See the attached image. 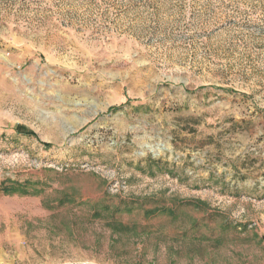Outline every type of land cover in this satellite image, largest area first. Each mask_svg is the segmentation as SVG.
Instances as JSON below:
<instances>
[{"label": "rangeland", "instance_id": "rangeland-1", "mask_svg": "<svg viewBox=\"0 0 264 264\" xmlns=\"http://www.w3.org/2000/svg\"><path fill=\"white\" fill-rule=\"evenodd\" d=\"M0 264H264V0H0Z\"/></svg>", "mask_w": 264, "mask_h": 264}, {"label": "trees", "instance_id": "trees-1", "mask_svg": "<svg viewBox=\"0 0 264 264\" xmlns=\"http://www.w3.org/2000/svg\"><path fill=\"white\" fill-rule=\"evenodd\" d=\"M19 188L18 184L16 183H10L9 185L7 184H2V190L3 192L5 193H12L14 191H16L17 189ZM125 210L127 212H130L134 209L133 205H128V204H125ZM121 209V205H118L116 208H115V211L116 212H119ZM170 212V214H173L172 211H169L167 208L165 207H156V208H151V209H147L145 212L148 214V215H155L157 213H165V212ZM109 226H111L112 228L116 229L118 228V226H124L126 228L125 225H116V223H109ZM120 230V229H119Z\"/></svg>", "mask_w": 264, "mask_h": 264}]
</instances>
